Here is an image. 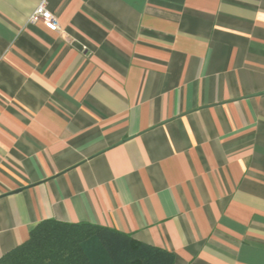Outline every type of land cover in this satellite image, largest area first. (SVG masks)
<instances>
[{"label": "crops", "instance_id": "obj_1", "mask_svg": "<svg viewBox=\"0 0 264 264\" xmlns=\"http://www.w3.org/2000/svg\"><path fill=\"white\" fill-rule=\"evenodd\" d=\"M0 0V257L42 220L174 264H264V0Z\"/></svg>", "mask_w": 264, "mask_h": 264}, {"label": "trees", "instance_id": "obj_2", "mask_svg": "<svg viewBox=\"0 0 264 264\" xmlns=\"http://www.w3.org/2000/svg\"><path fill=\"white\" fill-rule=\"evenodd\" d=\"M0 264H174V255L115 229L46 219Z\"/></svg>", "mask_w": 264, "mask_h": 264}, {"label": "built area", "instance_id": "obj_3", "mask_svg": "<svg viewBox=\"0 0 264 264\" xmlns=\"http://www.w3.org/2000/svg\"><path fill=\"white\" fill-rule=\"evenodd\" d=\"M29 22H42L49 30L54 32H58L60 30L57 18L46 9V0L40 1L39 5L30 15Z\"/></svg>", "mask_w": 264, "mask_h": 264}]
</instances>
